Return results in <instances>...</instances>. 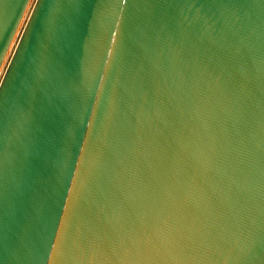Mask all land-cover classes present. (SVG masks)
<instances>
[{"label":"water","instance_id":"95a60500","mask_svg":"<svg viewBox=\"0 0 264 264\" xmlns=\"http://www.w3.org/2000/svg\"><path fill=\"white\" fill-rule=\"evenodd\" d=\"M0 264H264V0H0Z\"/></svg>","mask_w":264,"mask_h":264}]
</instances>
